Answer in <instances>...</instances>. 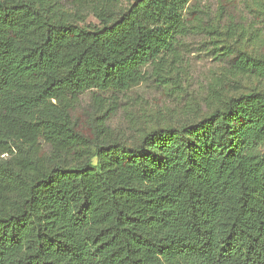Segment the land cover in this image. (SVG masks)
<instances>
[{"label":"trees","instance_id":"trees-1","mask_svg":"<svg viewBox=\"0 0 264 264\" xmlns=\"http://www.w3.org/2000/svg\"><path fill=\"white\" fill-rule=\"evenodd\" d=\"M121 1L0 0V264H264V90L128 144L102 93L163 74L199 26L192 0Z\"/></svg>","mask_w":264,"mask_h":264},{"label":"rangeland","instance_id":"rangeland-1","mask_svg":"<svg viewBox=\"0 0 264 264\" xmlns=\"http://www.w3.org/2000/svg\"><path fill=\"white\" fill-rule=\"evenodd\" d=\"M133 2L122 0L120 9ZM189 7L186 17L199 27L180 38L163 74L151 65L137 86L102 93L115 97L117 110L108 124L128 144L159 127L203 118L220 98L264 90V78L238 74L230 64V52L237 49L264 57V0H192ZM85 23L99 25L93 15ZM93 96L87 91L80 97L75 114L82 123Z\"/></svg>","mask_w":264,"mask_h":264}]
</instances>
